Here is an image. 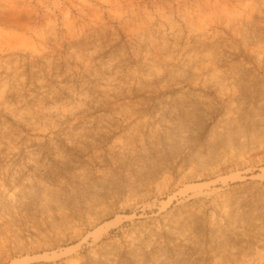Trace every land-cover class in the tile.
<instances>
[{
    "label": "rangeland",
    "instance_id": "374dc122",
    "mask_svg": "<svg viewBox=\"0 0 264 264\" xmlns=\"http://www.w3.org/2000/svg\"><path fill=\"white\" fill-rule=\"evenodd\" d=\"M13 260L264 264V0H0Z\"/></svg>",
    "mask_w": 264,
    "mask_h": 264
},
{
    "label": "bare ground",
    "instance_id": "6f19581e",
    "mask_svg": "<svg viewBox=\"0 0 264 264\" xmlns=\"http://www.w3.org/2000/svg\"><path fill=\"white\" fill-rule=\"evenodd\" d=\"M115 222H116L115 220H110V221L106 222V223L102 226V228H103L104 230H106V229H108V228L114 226V225H115ZM98 232H99L98 230H95V231H93V232H90L89 234L95 236ZM27 259H28L27 257H24V258H22L20 261H25V260H27ZM18 262H19V261H18ZM16 263H17V260H13L11 264H16Z\"/></svg>",
    "mask_w": 264,
    "mask_h": 264
}]
</instances>
